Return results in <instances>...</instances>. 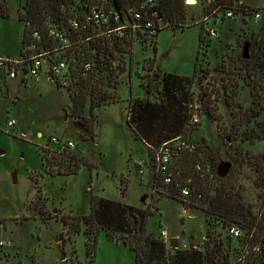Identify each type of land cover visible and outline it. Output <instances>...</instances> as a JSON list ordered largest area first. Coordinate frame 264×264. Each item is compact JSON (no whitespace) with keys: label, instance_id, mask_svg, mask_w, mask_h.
<instances>
[{"label":"rangeland","instance_id":"1","mask_svg":"<svg viewBox=\"0 0 264 264\" xmlns=\"http://www.w3.org/2000/svg\"><path fill=\"white\" fill-rule=\"evenodd\" d=\"M189 1L182 26L173 28L166 22L159 21L162 29L157 35L148 37L144 43L140 41L145 38L143 29H133L135 37L137 33L140 37L134 40L131 51L127 53L111 46L113 54L125 55L127 61V69L120 74L115 88L119 101L94 108V117L88 124V135L80 129L76 119L69 117L64 110V105L70 100L63 87L64 84L71 83L69 71L57 78L63 84L60 88L56 86L54 79H48L45 74L32 80L28 86L20 83L18 76L5 78L6 85H0V150L4 151L0 154V264H134V252L122 242L108 238L104 231L99 232L95 255L92 257L86 249L87 239L83 233L85 225L81 224L79 232L70 231L59 219L65 216L72 224H76L78 220L74 217L89 213L91 197L94 195L135 207L146 208L149 204L153 212L148 218V229L157 235L164 230L168 236H179L178 246L175 247L171 239H168L165 240L167 247L173 245L175 248H184L187 246L181 244L192 242L194 247L203 248V236L207 227L205 212L200 208L184 207L175 198L160 195L159 191H163V188L160 185L154 191L152 183L155 178L150 164L139 163L140 166L137 167L136 161L148 159V148L143 141L134 138L125 121L127 105L131 96H142L139 75L146 72L142 67L144 59L155 57L156 65L163 72L190 76L194 72L195 58L199 51L200 65L213 69L223 58L224 52L229 51V45L237 42L242 30L247 32L259 28L261 31H256L264 34V0H241L257 6L254 8L260 11V17L256 20L241 12L232 18L221 19L220 14L214 15L212 10L204 16L201 5ZM23 2L24 0H0V5L8 13L0 14V56L16 55L19 52L24 20L19 19L17 10ZM127 24L128 20L124 17L119 25ZM202 25L204 42L200 48ZM210 28L219 32V35L212 38L208 32ZM235 54L236 52L233 55ZM225 61L230 62L228 57H225ZM200 73L198 71L197 76ZM221 74L219 71L212 72L218 89L221 88ZM201 83L209 85L206 79L202 82L197 80L193 84V107L197 110L203 99L199 95ZM249 91L250 87L239 79L234 98L242 108L251 104ZM260 94L261 103H264V89ZM215 97L211 96V99L216 104L217 112L223 115L221 127L217 128L216 122L199 110L201 120L195 125L192 137L199 140L204 136L211 144L225 151L234 137L231 123L235 116L226 106L221 91ZM85 115L91 117L89 110ZM8 119H14L15 123L8 126ZM256 120L264 122V110ZM250 125H254V121ZM52 134L74 142L75 147L70 152L83 161L78 163L73 173L61 171L65 169L64 166L58 167L62 173L55 174L45 168L41 147L45 145L55 151V145L49 143ZM241 144L244 149L255 154L264 153L262 140L243 141ZM229 164L218 163L216 174L224 176ZM53 169L55 172L57 167L53 166ZM139 169L143 171L140 172ZM237 169V185L242 202L257 210L260 189L254 186V168L247 162ZM38 189L45 197L44 201L36 202L34 193ZM36 203L38 205L35 209L32 206ZM39 208H44L41 211L48 213L49 217H39ZM222 222L217 221L216 231L221 233L231 260H237V250L243 244L228 232L229 227L237 225L227 227ZM237 228L243 235L245 230Z\"/></svg>","mask_w":264,"mask_h":264},{"label":"trees","instance_id":"2","mask_svg":"<svg viewBox=\"0 0 264 264\" xmlns=\"http://www.w3.org/2000/svg\"><path fill=\"white\" fill-rule=\"evenodd\" d=\"M89 1L24 0L17 10L19 19L24 20L21 46L30 40L33 30H38L41 34L38 48L50 50L52 43L45 28L48 21L57 22L71 31L72 44L68 51L63 53L69 61L71 83L63 86L59 80H54L57 87H65L70 100L64 105V110L69 117L76 119L85 135L90 132L88 124L94 117V108L119 101L115 88L119 83L120 74L127 69V61L125 55L113 54L111 46L124 53L131 51L132 43L140 37L138 33L135 37L132 32L130 24L133 23L139 24L138 29L144 28L149 20L156 24L153 35L149 34L148 28L143 29L145 38L140 40L143 43L162 29V23L158 26L160 20L173 28L182 26L186 19V6L190 5L185 3V0H152V3L148 0H108L107 12L111 14V24L108 28L118 27L124 17L128 24L122 28L121 35L117 30H113L106 31V36H103L92 28L73 30L68 25L71 16L82 18ZM197 2L201 5L204 16L213 10L214 15L220 14L221 19L225 17L227 10H233L234 14L241 12L244 16L258 10L238 0H212L207 3L206 0H196ZM134 13H138L140 18L136 19ZM0 14H8L1 5ZM115 14L118 20L114 19ZM203 27L202 25L200 31V48L204 42ZM229 46V51L224 52L223 58L213 69L200 65L199 51L195 58L194 72L190 76L163 72L156 65L155 57L144 59L142 67L146 72L139 75L144 94L139 97L131 96L125 118L134 138L143 141L148 148V159L143 160L146 164H152L155 150L161 143L177 135L196 145L195 151L184 150L179 153L173 168L175 181L184 183L189 180L188 196H181L174 186L175 181L168 185L161 184L159 175L154 174L152 184L154 191L161 185L163 191H159L160 195L175 198L184 207L200 208L205 212L207 227L203 248H175L173 245L167 247L161 233L157 235L148 229V218L153 212L149 204L146 208L135 207L129 203L94 195L91 197L89 213L74 217L78 220L76 224H72L65 216L59 218L70 231L79 232L81 224L85 225L83 233L87 239L86 249L92 257L95 255L99 232L104 231L108 238L122 242L134 252V264H264V153L255 154L249 149H244L241 144L243 141L252 142L255 139L264 141V122L256 120L264 110L260 94L264 89V34L253 29L247 32L242 30L238 34L237 42ZM225 57L229 58V63L225 61ZM85 64L90 67L86 69ZM198 71H201L199 76ZM213 71L222 72L220 89L216 87V80L212 77ZM203 79H206L209 85H200L199 95L203 99L197 110L193 107V84L197 80L202 82ZM239 79L250 87L251 104L246 108H242L234 98ZM220 91L224 95L226 106L235 116L231 123L234 137L225 151L211 144L204 136L199 140L192 137L195 125L200 121L194 123L191 120L193 115H198L199 110H202L208 119L214 120L217 128L221 127L223 115L217 112L216 104L211 99V96L218 97ZM87 110L91 113L89 118L85 115ZM252 121L254 125H250ZM41 149L45 168L52 174L61 171L73 173L78 163L83 161L81 157L66 149L53 151L45 145ZM220 162L230 163L221 177L216 174ZM247 162L254 168V186L260 189L257 210L242 202L237 185V168ZM197 163L201 164V170L195 168ZM53 166L57 167L55 172ZM59 166H64L65 169L59 171ZM139 166L137 165L138 168ZM35 184L38 186L36 179ZM121 190L123 193L124 188ZM34 197L36 202L45 199L40 189L34 193ZM178 197L180 199H177ZM37 205L38 203L32 207L36 209ZM39 209V217H49L48 213L42 212L44 208ZM218 220L226 223L227 227L236 224L245 230L244 234L238 237L243 245L237 250V260H231L230 251L225 249L221 233L216 231Z\"/></svg>","mask_w":264,"mask_h":264},{"label":"built area","instance_id":"3","mask_svg":"<svg viewBox=\"0 0 264 264\" xmlns=\"http://www.w3.org/2000/svg\"><path fill=\"white\" fill-rule=\"evenodd\" d=\"M152 3V0H148ZM189 0H185L188 4ZM196 3V0H193ZM212 0H206L210 2ZM108 0H90L88 6L86 7L82 18L78 16H71L68 19V25L73 30H79L84 28H92L97 30L98 34H103L106 36V31L117 30L119 35H121L122 28L124 26L119 25L116 28L109 29V24H111V14L107 12ZM233 10H227L225 12V17L232 18L235 16ZM260 11L255 10L251 13L253 19H257L260 16ZM156 14V12H152ZM136 19L140 18L138 13H134ZM114 19L118 20V16L115 14ZM161 21V20H160ZM120 24V23H119ZM132 29H138L139 24H130ZM156 24L151 20L147 21L144 28L149 29V34L153 35L156 31ZM161 23H158L160 27ZM45 28L48 34V39L52 43V48L44 49L38 48V42L41 41V34L38 30H33L31 33L30 40L21 46L20 52L16 57L0 56V80L4 81L7 76H18L20 78V83L28 86L41 74H45L49 79H57L62 77L69 71V61L63 53L68 51L69 46H71L72 33L67 30L63 25L57 24L54 21H48L45 24ZM141 28V29H144ZM209 35L217 37L219 33L213 28L208 29ZM86 69L90 67L89 64H85ZM194 123L200 121L198 115H193ZM7 125L12 126L15 123L14 119H8ZM49 143L55 145L54 149L62 150L66 149L71 151L75 144L72 140L63 138L57 135H50ZM184 150L195 151L196 145L192 141H187L180 136H175L163 143H161L157 150H155L154 159L152 164H150V169L153 174L159 175L163 185L171 184L175 181L173 168L176 165L175 161L179 153ZM140 163H145L143 160ZM201 164H196V169L201 170ZM189 182V180L187 181ZM185 181H175L174 186L180 191L181 196H188L190 189ZM228 232L234 236L239 237L241 235L240 230L236 226H231L228 228ZM2 241H0V244Z\"/></svg>","mask_w":264,"mask_h":264},{"label":"crops","instance_id":"4","mask_svg":"<svg viewBox=\"0 0 264 264\" xmlns=\"http://www.w3.org/2000/svg\"><path fill=\"white\" fill-rule=\"evenodd\" d=\"M239 2H242V3H245L244 1H241V0H238ZM246 5H250V6H254V7H257L256 5H252V4H247V3H245ZM260 17V16H259ZM255 30H259V28H256ZM259 31H261V30H259ZM219 33V32H218ZM20 49H21V45H20ZM20 49H19V52H20ZM18 52V53H19ZM18 53L16 54V55H9V54H5V55H2V56H9V57H16L17 55H18ZM1 83H0V85L2 86V85H6V83H7V81H6V79L4 80V81H0ZM144 94V92L142 93V95ZM38 135H40V133H37ZM20 135H24V134H20ZM146 145V144H145ZM147 147V146H146ZM2 153H4V151L3 150H0V154H2ZM144 158V157H143ZM142 160H144V159H141V160H138V161H136L135 163H137V165L142 161ZM139 171L140 172H142L143 170L142 169H139ZM204 216H205V213H204ZM159 232V231H158ZM159 233H161V232H159ZM162 236L164 237V239L165 240H168V239H171L170 241L171 242H173L174 243V245H175V247L176 246H178L177 244H179V236H177V235H172V236H168V234L163 230L162 231ZM204 237V236H203ZM182 246H190V247H192L194 244L191 242H188V244H186V243H183V244H181Z\"/></svg>","mask_w":264,"mask_h":264},{"label":"bare ground","instance_id":"5","mask_svg":"<svg viewBox=\"0 0 264 264\" xmlns=\"http://www.w3.org/2000/svg\"><path fill=\"white\" fill-rule=\"evenodd\" d=\"M189 2H192L193 3V0H190Z\"/></svg>","mask_w":264,"mask_h":264},{"label":"water","instance_id":"6","mask_svg":"<svg viewBox=\"0 0 264 264\" xmlns=\"http://www.w3.org/2000/svg\"><path fill=\"white\" fill-rule=\"evenodd\" d=\"M77 125H78V124H77ZM78 126H79V125H78ZM79 127H80V126H79ZM172 244L174 245V243H172ZM172 244H171V245H172ZM174 246H175V245H174Z\"/></svg>","mask_w":264,"mask_h":264}]
</instances>
